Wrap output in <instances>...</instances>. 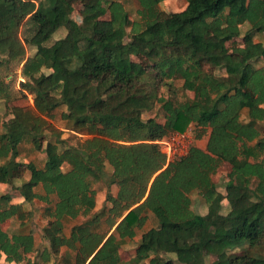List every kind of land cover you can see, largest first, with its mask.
<instances>
[{"label": "trees", "instance_id": "1", "mask_svg": "<svg viewBox=\"0 0 264 264\" xmlns=\"http://www.w3.org/2000/svg\"><path fill=\"white\" fill-rule=\"evenodd\" d=\"M74 1L0 0V26L16 27L0 30V66L23 63L21 89L34 101L11 106L6 120L0 115V183L12 188L0 194V263L48 264L63 254L64 264H123L120 249L130 241V264H165L161 253L205 264L206 251L216 254L209 264H264V41L255 40L264 33V0H187L165 18L164 0H136L140 22L123 0L91 2L78 22ZM27 21L35 27L22 38ZM247 23L246 44L229 51ZM63 27L66 35L48 44ZM28 45L36 47L32 56ZM9 96L0 77V99ZM58 113L67 138L51 121ZM191 125L195 143L167 163L158 141ZM37 138L46 141L43 164L19 161L25 145L39 150ZM106 165L109 205L94 213V182ZM225 165L223 193L213 175ZM23 167L30 176L15 184ZM194 193L213 217L194 211ZM35 200L45 203L42 249L34 233L3 228L32 216L25 203ZM148 213L157 225L136 240ZM67 218L84 220L67 233Z\"/></svg>", "mask_w": 264, "mask_h": 264}, {"label": "rangeland", "instance_id": "2", "mask_svg": "<svg viewBox=\"0 0 264 264\" xmlns=\"http://www.w3.org/2000/svg\"><path fill=\"white\" fill-rule=\"evenodd\" d=\"M97 0H75L74 1V12L72 14V17L76 19L78 22L82 21L83 16V10L85 6L91 2H94ZM123 3L128 10L130 17L135 22H140V16L138 15V3L136 0H123ZM187 5V0H164L160 3L161 8V14L160 16L162 18L168 17L172 12L180 11L184 9ZM34 24L32 22H26L19 28V33L22 38H24L26 35H31L33 33ZM249 28V24H244L241 28L242 33L241 35L233 40L229 41L227 43V47L229 51L234 52V48L238 46L245 45L246 42L244 41V33ZM16 30V27L13 25L7 26V25H1L0 30ZM129 30H131L129 28ZM66 28H61L57 33L53 35V38L48 42V44H51L54 40L61 38L66 35ZM256 41H264V33L257 34L255 36ZM36 52V47L28 45L27 46V56H32ZM22 65L23 63L17 62V61H11L8 63H4L0 66V77L4 78L6 81L9 82L10 85V96L8 100L6 99H0V115L3 117V119H7L10 111V107L17 105V106H27V107H33L34 101H33V95L29 94L28 92L21 89L20 82L23 80L22 76ZM258 66H264V60H260L258 62ZM150 67V66H149ZM203 68L204 70H210V66L203 61ZM175 83L177 87H181L182 81L179 78L175 79ZM164 84V92L167 93V86L170 84L169 81H163ZM184 97H193L194 93L191 91H184L183 90ZM180 92V94H182ZM169 95V93H167ZM66 107L62 106L59 110L61 112L62 110H65ZM158 111L157 109L153 111H146L144 113V117L147 118L149 116H155L157 115ZM51 121L61 130H63V137L67 138L72 132L67 127L66 122L62 121L60 118V114L58 113L57 118H52ZM193 133L195 134V126L191 125L189 127ZM46 141L40 138H37L36 145L39 148L37 150L33 144L25 145L24 149L21 151V153L18 156V160L22 162H29L33 161L36 162L37 165H42L46 155L42 151V149L45 147ZM200 144L203 145L204 141H200ZM230 167L229 165L222 166L216 174L213 175V180L215 184L218 187V190L226 193V183L228 181L227 172L229 171ZM103 170V176L102 179L99 181L94 182V187L97 190L96 198L92 202V208L93 212L97 213L100 212L105 206L109 205V202L107 201V196L109 193V188L107 186V181L111 175L112 168L109 165H106ZM30 176V172L26 169V167L21 168L16 173L15 178V184L21 185L26 180H28ZM39 191H42L38 189ZM116 187L112 186L110 187L111 192H115ZM6 191H11L12 188L11 185L0 183V194L4 193ZM14 202H19V200H23V198L19 195L18 191H14ZM193 209L196 213L201 214L205 218H211L214 216V213L211 209V207L205 202V200L200 197L198 193H194L193 195ZM25 206L29 209H32V216H30L25 221H19L17 219H10L6 221L3 224V228L7 230L10 234L13 233H34L36 236V239L38 243L40 244V248L42 249L44 246L48 245L47 240L43 237L42 233V227L44 224H46V220L44 217L45 212V203H43L40 200H35L31 203H25ZM230 210V205L228 200L224 199L222 201V209L221 212L226 214ZM84 218H78V219H71L67 218L65 221L66 225V232L70 233V230L73 225L80 223L83 221ZM157 225V219L152 213L147 214V221L145 223V226L138 231V236L136 237V240L140 239L141 234L148 228L152 226ZM100 229H107L106 223H102L99 226ZM136 245V242H126L122 248L120 249V255L122 257L123 264H130L131 261L134 258V247ZM63 252H66L65 250ZM63 256V254H62ZM62 256H56L54 257L48 264H64L62 262ZM34 257V256H33ZM161 257L163 260H165V264H182L179 263L171 254L168 253H161ZM216 257V254L212 251H206L205 253V264H209L212 260H214ZM0 264H17V263H9L6 262L3 258L1 260ZM25 264V263H20Z\"/></svg>", "mask_w": 264, "mask_h": 264}, {"label": "built area", "instance_id": "3", "mask_svg": "<svg viewBox=\"0 0 264 264\" xmlns=\"http://www.w3.org/2000/svg\"><path fill=\"white\" fill-rule=\"evenodd\" d=\"M158 143L166 156L167 163H170L188 154L195 143V134L190 128L184 131H174Z\"/></svg>", "mask_w": 264, "mask_h": 264}, {"label": "crops", "instance_id": "4", "mask_svg": "<svg viewBox=\"0 0 264 264\" xmlns=\"http://www.w3.org/2000/svg\"><path fill=\"white\" fill-rule=\"evenodd\" d=\"M6 192H8V191H6ZM6 192H4V193H6ZM1 194H3V193H1ZM23 200H19V202H22ZM27 204V203H26Z\"/></svg>", "mask_w": 264, "mask_h": 264}]
</instances>
